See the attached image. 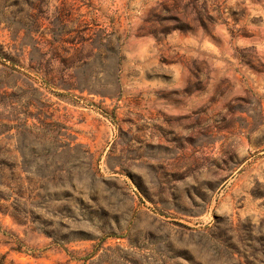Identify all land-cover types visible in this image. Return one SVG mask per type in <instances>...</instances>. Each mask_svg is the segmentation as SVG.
<instances>
[{
    "label": "rangeland",
    "instance_id": "rangeland-1",
    "mask_svg": "<svg viewBox=\"0 0 264 264\" xmlns=\"http://www.w3.org/2000/svg\"><path fill=\"white\" fill-rule=\"evenodd\" d=\"M0 264H264V0H0Z\"/></svg>",
    "mask_w": 264,
    "mask_h": 264
}]
</instances>
